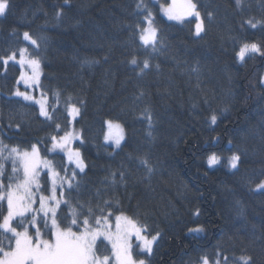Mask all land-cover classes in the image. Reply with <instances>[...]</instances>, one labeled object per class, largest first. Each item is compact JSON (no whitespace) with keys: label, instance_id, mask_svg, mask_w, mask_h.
<instances>
[{"label":"trees","instance_id":"trees-1","mask_svg":"<svg viewBox=\"0 0 264 264\" xmlns=\"http://www.w3.org/2000/svg\"><path fill=\"white\" fill-rule=\"evenodd\" d=\"M193 2L205 29L199 36L194 18L179 24L162 15L159 3L169 0H145L161 41L152 51L140 46L135 29L143 20L139 0H9L0 17V56L36 51L23 40L29 32L40 45V89L50 104L56 93L60 99L54 121L42 118L14 95L20 68L0 60V139L38 144L57 170L74 168L61 153L46 151L52 135L69 130L71 98L80 108L74 147L85 169L77 170L79 187L65 190L69 206L58 210L61 220L71 218L70 207L86 214L91 206L99 214L97 206L107 201L111 218L123 212L160 234L150 255L134 250L145 264H200L204 257L242 264L241 256L264 264V192L256 190L264 180V56L241 62L236 55L246 42L264 47V23L255 29L244 23L264 22V0ZM133 57L141 67L148 59L150 68L141 73ZM108 120L123 128L118 149L104 142ZM213 152L222 159L209 167ZM233 153L241 156L237 169L227 166ZM41 183L48 186L44 174ZM99 250L106 253L105 245Z\"/></svg>","mask_w":264,"mask_h":264},{"label":"snow or ice","instance_id":"snow-or-ice-1","mask_svg":"<svg viewBox=\"0 0 264 264\" xmlns=\"http://www.w3.org/2000/svg\"><path fill=\"white\" fill-rule=\"evenodd\" d=\"M235 2L237 6H240L242 0H235ZM9 6V0H0V16L5 15ZM136 7L138 13L143 14V20L135 25L140 46L157 51L161 41L153 12L145 0H139ZM159 10L169 21L182 23L187 17H195L197 36L205 30L197 4L193 0H171V3H159ZM61 14L62 12H57V18ZM208 15L211 17V13ZM244 23L255 29L258 24L264 22H253L249 19ZM144 24L147 26H142ZM23 40L35 46L36 51L30 54L28 48H19L7 56H0V60L5 68L9 61L20 65L21 75L17 83L23 81L27 89L39 85L41 60L38 49L40 45L27 31L23 33ZM17 52L19 59H17ZM236 55L241 62L249 55L264 56V47L257 43L246 42ZM129 62L139 67L141 73L151 66L148 59L142 61V67L136 57ZM25 67L30 70V74L25 73ZM14 95L22 97L25 101H34L39 105L40 116L54 121V113L59 106V93L55 94L52 104L49 103L45 93L41 94L40 99H36L28 91H20L17 88ZM65 110L72 120L80 114V108L71 101V98L65 101ZM148 119L151 125V117L149 116ZM216 121L217 116L212 114L210 123L215 124ZM106 124L108 132L104 135L105 142H111L119 148L124 139L121 125L112 120L106 121ZM55 127L59 130L61 125L56 123ZM114 128L118 131L114 132ZM78 138L79 134L75 131H64L62 136L50 137L51 148L46 151L55 152L59 149L66 154L68 165H74V168L63 167L60 170H57L53 160L42 156L38 144L34 143L24 148L20 145H8L0 139V264H145L142 259H134L133 238L137 242V248L146 254L152 253L153 244L160 234L157 232L151 235L147 225L140 224L136 219L124 215L123 212L114 216L113 225L110 218L114 213L111 210L112 205L107 201L103 206H97L99 214L91 206L88 207L86 214L77 207H70L71 218L66 216L64 220H61L58 214L61 204L69 206V201L64 199L65 190L71 192L79 187L76 182L77 170L83 172L85 169L80 151L70 148L71 142ZM221 159L220 155L213 152L207 157V163L209 167H212L220 164ZM240 162L241 156L236 153L227 158V166L230 169H237ZM9 163L10 172L7 169ZM141 164L149 172L152 171L147 159L141 160ZM41 170H46L44 175L51 182L50 190L41 183ZM256 190L264 192V180L256 184ZM45 191H50V195H45ZM5 203L6 214L4 213ZM37 203L39 206L34 207ZM83 207L84 205L79 206V208ZM196 214L198 215L199 212L197 211ZM195 231H202V228ZM100 245H105L106 253H100ZM239 259L242 264H252L251 256H241ZM202 264H209L207 257L202 258ZM214 264H220V261L216 260ZM225 264H227V258H225Z\"/></svg>","mask_w":264,"mask_h":264},{"label":"rangeland","instance_id":"rangeland-1","mask_svg":"<svg viewBox=\"0 0 264 264\" xmlns=\"http://www.w3.org/2000/svg\"><path fill=\"white\" fill-rule=\"evenodd\" d=\"M169 3H171V0H169ZM162 13V12H161ZM162 15H163V13H162ZM164 16V15H163ZM1 17V16H0ZM165 17V16H164ZM166 18V17H165ZM191 18H194L195 19V24H194V34H195V36H197L196 35V23H197V20H196V18L195 17H187L185 20H189V19H191ZM167 19V18H166ZM184 20V21H185ZM172 22H176V23H179V24H181V22H177V21H172ZM202 34V33H201ZM17 59H19V54L17 55ZM9 62H12V63H14V64H16L19 68H20V75H21V67H20V65L19 64H17V63H15L14 61H9ZM24 71H25V73L26 74H30V70L27 68V67H25V69H24ZM41 67H40V78H39V85L38 86H33V87H31V88H25V85H24V83H23V81H20L19 83H17V88L20 90V91H28L33 97H35L36 99H40L41 98V94L43 93L42 91H41V89H40V81H41ZM20 75H19V78H20ZM19 78H18V80H19ZM262 85L264 86V74H263V76H262ZM17 90V89H16ZM15 90V91H16ZM17 97V96H16ZM18 98H21V99H23L22 97H18ZM24 100V99H23ZM25 101V100H24ZM26 102H28V103H31V104H33V105H35L37 108H38V110H40L39 109V105L38 104H36L34 101H26ZM42 117V116H41ZM78 117V116H77ZM76 117V118H77ZM42 118H44V117H42ZM70 118V127H69V130L68 131H75L76 133H78L79 134V131H77L76 129H75V127H74V121L76 120V118H75V120H72L71 119V117H69ZM122 127V126H121ZM123 129V128H122ZM113 131L114 132H116V131H118V130H116L115 128L113 129ZM108 132V126H107V124L105 123V133H107ZM122 135H123V137H124V132H122ZM78 141H80V134H79V138L78 139H76V140H73L72 142H71V144H70V148L71 149H73V150H76V148L74 147V144H75V142H78ZM104 142H105V140H104ZM122 142H123V140L121 141V144H122ZM106 144H108L109 146H111L113 149H118L113 143H111V142H105ZM50 148H51V146H50ZM54 153H61L62 155H64V157H65V159H66V162H67V156H66V154L64 153V152H61L59 149H57ZM227 162V161H226ZM68 163V162H67ZM72 166H74V165H72ZM209 166V165H208ZM213 167V166H212ZM46 170H41V178H42V176H43V174H44V172H45ZM79 171V170H78ZM47 181H48V189L50 190V188H51V182H50V180H48V178H47ZM66 187V186H65ZM44 194L45 195H50V191H45L44 192ZM57 195H58V197H59V189L57 190ZM6 204V203H5ZM62 205V204H61ZM39 205H38V203L36 204V205H34V207H38ZM111 219V222L113 223V225H114V217L113 218H110ZM113 230H114V228H113ZM105 243H107V242H105ZM136 241H135V239L133 238V252H134V250H136L139 254H144V255H150V254H146V253H144L140 248H137L136 247ZM154 245V244H153ZM109 247H110V245H109ZM133 255H134V253H133ZM134 259H136L135 258V256H134ZM140 259H142V260H144L143 258H138L137 260H140ZM200 264H202V261H201V263ZM209 264H211L210 262H209Z\"/></svg>","mask_w":264,"mask_h":264}]
</instances>
